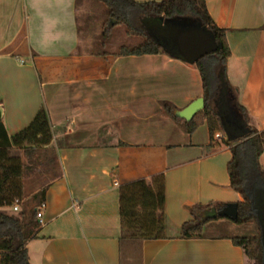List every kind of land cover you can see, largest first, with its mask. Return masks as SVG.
Here are the masks:
<instances>
[{
  "label": "crops",
  "instance_id": "0c3cea01",
  "mask_svg": "<svg viewBox=\"0 0 264 264\" xmlns=\"http://www.w3.org/2000/svg\"><path fill=\"white\" fill-rule=\"evenodd\" d=\"M205 3L226 30L227 79L248 124L262 131L264 0ZM78 10V0H0L1 121L13 135L44 105L52 129L50 144L36 148L33 159L16 148L23 163L32 162L22 178V200L36 210L45 203L43 224L27 243L31 264H246L243 249L230 239L238 234L179 237L195 205L243 200L230 187L228 136L213 145L206 120L185 132L160 104L168 100L182 109L202 96L196 66L164 53L80 50ZM259 160L264 167V150ZM159 174L164 237L121 240L120 186L138 179L151 184ZM221 218L230 220L204 225Z\"/></svg>",
  "mask_w": 264,
  "mask_h": 264
},
{
  "label": "trees",
  "instance_id": "16d2710c",
  "mask_svg": "<svg viewBox=\"0 0 264 264\" xmlns=\"http://www.w3.org/2000/svg\"><path fill=\"white\" fill-rule=\"evenodd\" d=\"M107 9L109 17L127 26V31L135 30L134 21L139 17L171 18L192 16L214 38L217 48L200 57L196 66L201 82L204 106L194 116L186 120L177 116L179 110L172 102L161 100L164 112L179 124L185 132H193L206 120L211 142L219 144L227 134L224 131L223 117H230L245 130L239 138L227 137V144L232 158L227 164L230 187L239 192L243 198L238 202V217L235 223L250 222L257 219V201L264 202V167L259 157L264 150V129L258 131L248 124V114L237 101L236 91L226 76V62L230 48L226 30L219 27L209 15L205 0H97ZM111 18V19H112ZM108 36V27L103 31ZM103 54L107 53L102 51ZM164 53L182 59L173 50L163 47L156 40L147 38L134 47L122 46L115 55H143ZM222 134L215 139L214 134ZM52 129L47 109L42 105L30 123L19 132L9 135L0 119V264H31L27 243L34 238L40 227L36 217L35 204L23 201L24 190L22 178L31 163H23L13 149L21 148L28 152L50 144ZM44 189L35 193L31 199L41 200ZM18 200L19 209L12 206ZM165 190L162 174L156 175L152 183L138 179L123 183L119 194V216L121 225L120 239H157L164 237L165 230ZM209 203L205 207L212 206ZM195 205L191 209L193 219L184 222L179 237L200 236L208 220L199 222L195 214ZM233 244L243 249L246 264H264V245L259 236L233 235Z\"/></svg>",
  "mask_w": 264,
  "mask_h": 264
},
{
  "label": "rangeland",
  "instance_id": "374dc122",
  "mask_svg": "<svg viewBox=\"0 0 264 264\" xmlns=\"http://www.w3.org/2000/svg\"><path fill=\"white\" fill-rule=\"evenodd\" d=\"M79 10L77 12V22L79 25L81 38L84 42L80 45V50L87 52L102 51L115 53L120 47H134L147 38H151L160 43L163 47L169 48V27L185 29L193 26L198 21L192 16L159 18V17H139L134 21L135 30L127 31V26L118 23L115 18L109 17L105 6L97 0H78ZM114 21H112V19ZM108 27V36H103V31ZM174 51V50H173ZM14 153L21 150L13 149ZM30 157L36 151L28 152ZM53 153H47L48 162L52 164L55 171V161ZM33 159V158H32ZM52 169V168H51ZM49 177V173H46ZM31 205L32 203L28 201ZM257 219L250 222L235 223L231 220L221 218L220 220L209 222L203 226V232L207 234H238L247 236H259L264 245V202L258 199Z\"/></svg>",
  "mask_w": 264,
  "mask_h": 264
},
{
  "label": "water",
  "instance_id": "95a60500",
  "mask_svg": "<svg viewBox=\"0 0 264 264\" xmlns=\"http://www.w3.org/2000/svg\"><path fill=\"white\" fill-rule=\"evenodd\" d=\"M114 21V19H112ZM169 46L174 50L183 60L194 63L203 55L213 52L216 48L214 38L200 25L199 22L193 26L185 29H176L169 27ZM168 48V47H167ZM169 49V48H168ZM204 106L203 97H198L189 103L186 107L179 109L175 112L186 120L191 119L196 112L201 110ZM2 116V108L0 107V119ZM224 131L231 139H236L245 134V130L234 123L230 122L227 118L223 117ZM195 214L199 222H204L209 219L217 217H226L231 221H236L238 217V203L229 202L220 206H209L203 208H196Z\"/></svg>",
  "mask_w": 264,
  "mask_h": 264
},
{
  "label": "built area",
  "instance_id": "2783aa9c",
  "mask_svg": "<svg viewBox=\"0 0 264 264\" xmlns=\"http://www.w3.org/2000/svg\"><path fill=\"white\" fill-rule=\"evenodd\" d=\"M221 137H222V134L219 133V132H216V133L214 134V138H215V139H218V140H219V139H221ZM114 184H117V182L114 181ZM44 206H45V203H41L40 208H39V209L37 210V212H36V217H37V219H38L40 225L43 224V220H42V211H41V209H42ZM12 209H13L14 211H17V210L19 209V203H18V200H17V199L14 201V204H13V206H12Z\"/></svg>",
  "mask_w": 264,
  "mask_h": 264
}]
</instances>
